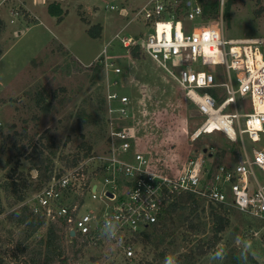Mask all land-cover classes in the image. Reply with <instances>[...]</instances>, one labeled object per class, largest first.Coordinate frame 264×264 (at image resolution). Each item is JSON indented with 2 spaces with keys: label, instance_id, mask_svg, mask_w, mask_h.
<instances>
[{
  "label": "rangeland",
  "instance_id": "374dc122",
  "mask_svg": "<svg viewBox=\"0 0 264 264\" xmlns=\"http://www.w3.org/2000/svg\"><path fill=\"white\" fill-rule=\"evenodd\" d=\"M55 1L66 12L59 25L46 12L47 4ZM146 1L0 0V184L6 183L0 188V264H23L19 248L36 247L44 237L45 223L29 234L10 214L41 182L28 156L34 148L41 150L40 158L50 160L48 178L66 168L67 161L84 158L82 144L90 146L88 154H103L108 131L105 96L110 92L128 97L131 109L125 125L134 128V145L158 172L176 173L201 153L210 183L220 169L235 164L239 141L218 131L190 141L202 119L182 90L152 61L139 52L133 58L129 48L122 47L120 37L150 31L132 20ZM221 17L224 39L264 36V6L252 0H226ZM93 24L101 27L95 39L86 34ZM199 69L212 71V66ZM236 104L245 108L248 102L237 98ZM111 118L117 126L118 119L114 114ZM244 146L249 152L246 139ZM93 204L86 200L83 209ZM211 207L196 199L176 208L157 230L148 227L147 236L131 238L130 257L121 253L117 240L106 236L78 240L82 245L72 256L70 240L63 237L70 255L66 264H165L166 258L175 264H264V222L228 207L213 208L228 223L213 246L203 254L196 252L198 244L211 239Z\"/></svg>",
  "mask_w": 264,
  "mask_h": 264
},
{
  "label": "built area",
  "instance_id": "2783aa9c",
  "mask_svg": "<svg viewBox=\"0 0 264 264\" xmlns=\"http://www.w3.org/2000/svg\"><path fill=\"white\" fill-rule=\"evenodd\" d=\"M203 1L147 0L132 20L150 31L119 41L124 48L137 46L143 57L182 90L202 119L190 141L213 131L239 141L235 164L220 169L210 183L205 180L201 153L176 173L158 172L134 145V128L125 125L131 109L128 97L110 92L105 96L108 131L104 153L87 154L73 166L53 171L21 202L31 215L45 224H61L65 238L117 240L125 257L133 253L131 238L157 222L167 204L181 194H192L207 207L232 208L264 222V36L224 39L221 16L226 0H216L217 15L211 18L203 15ZM252 1L264 6V0ZM101 51L105 59V50ZM207 65L212 71L199 69ZM237 98L248 105L239 107ZM111 114L118 119L117 126ZM245 139L251 144L249 152ZM86 200L94 202L88 210L83 209ZM109 220L116 226L114 237L104 230Z\"/></svg>",
  "mask_w": 264,
  "mask_h": 264
},
{
  "label": "trees",
  "instance_id": "16d2710c",
  "mask_svg": "<svg viewBox=\"0 0 264 264\" xmlns=\"http://www.w3.org/2000/svg\"><path fill=\"white\" fill-rule=\"evenodd\" d=\"M202 9H203V15L206 18L215 17L218 11L216 0H204L202 4ZM46 12L49 16L55 17L57 22L60 21L63 15V11L57 2L48 3L46 6ZM1 26H2V21L0 20V28ZM100 30H101V27L99 24H93V25H90L86 29V34L90 38L95 39L99 36ZM129 55L133 58H137L138 57V47L134 46V47L129 48ZM82 145L85 151L83 155L86 156L88 152L90 151V146L85 145V144H82ZM40 155H42L41 150H38V149L36 150L34 148L31 152V155L28 156L27 158L29 163L35 166L37 170L35 178H37L38 182L41 181L39 187L42 185V183L47 178L46 172H49V174L51 172L50 171L51 170L50 160L44 157V159L48 160L47 163H45L44 165L43 164L44 159L42 160L40 158ZM77 161H78L77 158H73L67 161L66 167L73 166L74 164H76ZM48 164L50 165L48 166ZM11 172L13 173L14 169L10 170V173ZM4 183L5 182L3 181L0 184L1 185L0 188L3 187ZM17 199L18 201H21L22 196H18ZM194 200L195 199L192 194L185 193V194L179 195L176 200L167 204L159 220L145 227L140 232V235L147 236V233L145 232L148 229V227H151L152 229L157 230L158 227L164 224V221L166 219H170L169 217L170 214L176 208L184 207L187 204L193 202ZM213 208L224 209L221 206H217V207L212 206L210 208V214L213 220V227H212L213 229H212L211 239L206 244L204 243V245L202 243L197 245L196 252L198 254L205 253L210 246H213L216 243L218 239L217 234L220 231H222L228 223V218L224 214H221L220 212H215ZM0 212H2L1 201H0ZM10 214L15 219L16 222L23 224L26 227L27 232L29 234L35 231L37 227L42 224V220L34 215H31L30 212L28 211V208L24 205L18 206L17 208L12 210ZM63 237H64L63 227L61 224H50V223L46 224L44 237L43 239H39L36 247L28 249L26 245H22L19 248V251L24 255L23 264H66L67 259L70 255L69 254L67 255V253L65 252L66 246L62 243ZM85 238L86 236H80V235H74L69 238H65V239L70 240V248H71L70 254H72V256L77 255L78 251L80 250V246L82 245V242L79 243L78 240H84ZM75 244H79V245L75 247L74 246ZM249 258L253 262H255L250 256ZM148 264H151V263H148Z\"/></svg>",
  "mask_w": 264,
  "mask_h": 264
},
{
  "label": "clouds",
  "instance_id": "9594fccd",
  "mask_svg": "<svg viewBox=\"0 0 264 264\" xmlns=\"http://www.w3.org/2000/svg\"><path fill=\"white\" fill-rule=\"evenodd\" d=\"M115 228L116 226L112 223V221H106L104 230L107 235L114 237L116 235ZM165 264H175V261L173 258H166Z\"/></svg>",
  "mask_w": 264,
  "mask_h": 264
},
{
  "label": "crops",
  "instance_id": "0c3cea01",
  "mask_svg": "<svg viewBox=\"0 0 264 264\" xmlns=\"http://www.w3.org/2000/svg\"><path fill=\"white\" fill-rule=\"evenodd\" d=\"M56 2V1H55ZM58 3V2H57ZM60 6V8L62 9V11H63V14H65L66 12H65V10L63 9V7L61 6V4L59 5ZM63 16V15H62ZM64 17L65 16H63V17H61V19H60V21H56V20H54L55 21V24L57 25H59V24H62L63 23V19H64ZM52 18H54V17H52ZM62 43V42H61ZM62 45H64L66 48H67V44H64V43H62ZM68 49V48H67Z\"/></svg>",
  "mask_w": 264,
  "mask_h": 264
},
{
  "label": "water",
  "instance_id": "95a60500",
  "mask_svg": "<svg viewBox=\"0 0 264 264\" xmlns=\"http://www.w3.org/2000/svg\"><path fill=\"white\" fill-rule=\"evenodd\" d=\"M108 196H110L111 194L107 193ZM70 235H73V231H69Z\"/></svg>",
  "mask_w": 264,
  "mask_h": 264
}]
</instances>
